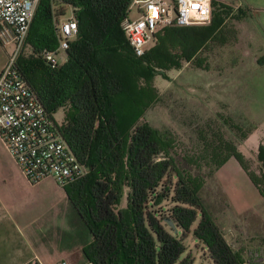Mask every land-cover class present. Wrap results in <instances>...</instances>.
I'll list each match as a JSON object with an SVG mask.
<instances>
[{
  "label": "trees",
  "instance_id": "trees-1",
  "mask_svg": "<svg viewBox=\"0 0 264 264\" xmlns=\"http://www.w3.org/2000/svg\"><path fill=\"white\" fill-rule=\"evenodd\" d=\"M130 2L38 0L16 56L27 84L86 168L62 186L71 210L66 239L80 245L89 264H192L183 241L191 232L213 264H245L199 195L206 174L177 161L167 130L140 121L157 97L153 76H165L166 69L193 59L218 37L230 5L211 0L209 23L163 26L154 33L152 46L135 55L119 25ZM67 12L77 31L64 60L50 67L38 51L56 45L55 22ZM221 143L211 149L208 174L233 156L264 198L234 142ZM217 150L223 155L217 157ZM255 159L264 181L262 143Z\"/></svg>",
  "mask_w": 264,
  "mask_h": 264
},
{
  "label": "rangeland",
  "instance_id": "rangeland-1",
  "mask_svg": "<svg viewBox=\"0 0 264 264\" xmlns=\"http://www.w3.org/2000/svg\"><path fill=\"white\" fill-rule=\"evenodd\" d=\"M218 1L230 5L222 18L218 37L208 40L193 59L166 69L165 76H153L157 97L144 110L140 121L167 130L172 136V153L177 161L206 174L199 190L205 206L225 231V237H233L228 242L241 252L243 259L248 264H259L264 255V198L256 203L257 196L253 198L237 177L221 172L214 175V169L208 172L213 168L212 147L222 146L225 140L244 145L254 154L256 141L264 145V0ZM238 6L244 12L240 13ZM129 7V16L136 15V5L130 3ZM152 44L153 39L144 47L147 49ZM12 47L11 43L7 44L9 52ZM64 58L60 57L59 63ZM197 58L201 59L200 65L195 64ZM242 71L233 96L226 95V78L230 76L234 82ZM54 116L58 118L60 112ZM247 152L248 159L240 153L264 192L258 164ZM214 153L219 157L224 150ZM226 169L231 170L229 164ZM235 181L236 185L232 186ZM183 241L193 256L192 264H213L202 245L195 243L191 232ZM68 253L63 255L66 264H85L81 251L77 254L73 249Z\"/></svg>",
  "mask_w": 264,
  "mask_h": 264
},
{
  "label": "built area",
  "instance_id": "built-area-1",
  "mask_svg": "<svg viewBox=\"0 0 264 264\" xmlns=\"http://www.w3.org/2000/svg\"><path fill=\"white\" fill-rule=\"evenodd\" d=\"M37 2L0 0V45H13L0 68V139L26 179L34 182L49 176L63 186L82 176L86 168L15 63ZM130 3L136 5L138 12L129 16V4L119 25L135 55L144 52V44L163 26L207 24L211 19V0H131ZM76 31V20L67 12L55 22L56 45L42 47L38 54L50 67H55L59 58L65 56L67 43ZM259 264H264V255Z\"/></svg>",
  "mask_w": 264,
  "mask_h": 264
},
{
  "label": "crops",
  "instance_id": "crops-1",
  "mask_svg": "<svg viewBox=\"0 0 264 264\" xmlns=\"http://www.w3.org/2000/svg\"><path fill=\"white\" fill-rule=\"evenodd\" d=\"M8 54L7 45H0V68ZM241 76L243 71L238 74L239 78L235 77L234 82L230 81L232 77L226 78V95L233 96L236 81L242 79ZM259 143L256 141L255 145ZM235 146L245 157L249 151L256 161L253 150L241 144ZM227 164L231 167L230 172L226 169ZM218 172L237 177L252 192L253 198L257 196L256 203L262 202V196L233 156H228L213 173L217 175ZM70 211L62 186L49 176L34 182L26 179L0 139V264H57L60 261L66 264L63 255L73 249L77 250V254L80 253L79 244L61 237L62 233L71 231L72 226L68 220L71 219ZM231 238L226 239L230 241ZM201 248L205 249L203 246ZM85 264L89 262L85 261Z\"/></svg>",
  "mask_w": 264,
  "mask_h": 264
},
{
  "label": "water",
  "instance_id": "water-1",
  "mask_svg": "<svg viewBox=\"0 0 264 264\" xmlns=\"http://www.w3.org/2000/svg\"><path fill=\"white\" fill-rule=\"evenodd\" d=\"M167 220V222H168V224L170 225V226H173V223H172V221L170 220V219H166ZM174 230H176L175 228H174Z\"/></svg>",
  "mask_w": 264,
  "mask_h": 264
}]
</instances>
